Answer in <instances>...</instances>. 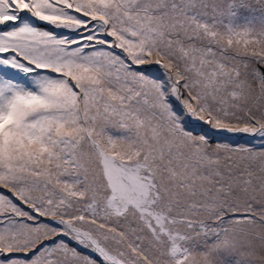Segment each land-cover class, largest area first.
<instances>
[{
	"label": "snow or ice",
	"instance_id": "obj_1",
	"mask_svg": "<svg viewBox=\"0 0 264 264\" xmlns=\"http://www.w3.org/2000/svg\"><path fill=\"white\" fill-rule=\"evenodd\" d=\"M0 264H264V0H0Z\"/></svg>",
	"mask_w": 264,
	"mask_h": 264
}]
</instances>
